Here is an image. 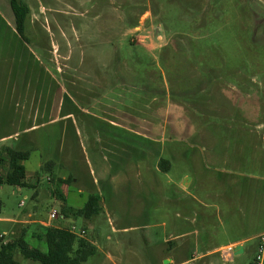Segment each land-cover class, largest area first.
I'll return each mask as SVG.
<instances>
[{"label":"rangeland","instance_id":"1","mask_svg":"<svg viewBox=\"0 0 264 264\" xmlns=\"http://www.w3.org/2000/svg\"><path fill=\"white\" fill-rule=\"evenodd\" d=\"M9 1L0 148L29 151V186L0 184L3 242L24 232L45 251L40 228L16 221L60 212L51 161L74 180L73 206L100 196L98 215L66 221L110 244L115 264H158L172 243L190 264H252L264 233V0H23V36ZM235 242L242 253L225 261L217 250Z\"/></svg>","mask_w":264,"mask_h":264},{"label":"trees","instance_id":"2","mask_svg":"<svg viewBox=\"0 0 264 264\" xmlns=\"http://www.w3.org/2000/svg\"><path fill=\"white\" fill-rule=\"evenodd\" d=\"M9 4L14 16L15 30L20 36H23L26 30L29 7L23 0H10ZM28 158V150H19L13 146L0 148V165L7 164L5 172L0 173V184L15 187L29 186L24 165ZM165 163H167L165 160H160L158 165L163 170H167L168 166L164 167ZM51 166H53V162H46L42 170H47L50 173ZM52 179L50 176L49 182H53L54 179ZM71 182V177L56 180L57 186L52 193L62 202L60 212L66 217L79 216L85 219H91L98 215L102 210L101 199L95 193L87 196L81 208H73L67 205V199L60 191V185L66 184V189H69ZM24 236V232H21L6 242H3L0 237V264H18L14 257L17 252L23 259L31 260L34 264H82L96 252V248L90 242L71 233L69 228L65 226L43 228L40 237L46 244L45 251L30 246L25 241Z\"/></svg>","mask_w":264,"mask_h":264},{"label":"crops","instance_id":"3","mask_svg":"<svg viewBox=\"0 0 264 264\" xmlns=\"http://www.w3.org/2000/svg\"><path fill=\"white\" fill-rule=\"evenodd\" d=\"M41 167H42V164H39L38 165V168L39 169H41ZM62 167V165H55L52 169H51V172H50V174H51V176H52V178H54V181L52 182V183H50V187H49V189H48V191L46 192L47 193V196H49V197H51V198H53L54 200H58L55 196H54V194L52 193L53 192V190L56 188V186H57V184H56V180L58 179V178H60V179H66L67 177H70L71 175H68V176H65V175H60L59 173L58 174H56L54 171L56 170V168H61ZM102 172H104L103 170H102ZM32 174V173H31ZM100 175H102V174H100ZM28 176H29V174L27 173V171H26V180H27V182H29L28 181ZM34 176H36L37 177V174H34ZM46 180L49 182V177H48V175L46 176ZM74 183V180H73V178H72V182H71V184H70V186L72 185ZM93 184H98V180H97V182H96V179L95 180H93ZM31 187V186H30ZM60 191H61V193L65 196V198L67 199V205L68 206H70V207H73V208H81V207H75V206H73L70 202H69V200H68V192H69V189H66V184H61L60 185ZM78 192L81 194L82 193V190H78ZM89 194H93V192L92 193H89ZM88 194V195H89ZM36 195H38V194H36V189H35V191H34V194H33V196H32V198L35 200L36 199ZM87 195V196H88ZM87 196H86V199H87ZM59 205H60V209H61V207H62V202L60 201L59 202ZM84 205V204H83ZM32 209H34V207H32ZM52 211H55V209H52L49 213H51ZM59 214H60V218H57V219H54V220H49V215H48V217L47 218H43V217H40V218H38V219H33V217L35 216L34 215V213L32 212V211H24V214H23V218H28L29 220L27 221L26 219L25 220H18V221H16V224H21V223H25V224H32V225H35V227H39L40 228V231H39V234H38V236H37V238L40 240V241H42L43 243H44V245H45V250H46V244H45V242H44V240L40 237L41 236V232H42V230H43V228H46V227H60V226H65V227H69L70 226V224L66 221V215H63L61 212H59ZM68 216V215H67ZM15 222V221H14ZM125 230V229H124ZM16 234V232H15V229L12 231V235H15ZM183 235V234H182ZM82 238H84V239H86L88 242H90L95 248H96V252H95V254L94 255H92V256H90L89 258H91V257H97L98 256V258H99V260L98 261H100L99 263H96V264H108V263H112V264H115L114 262H113V259H114V257L113 256H111V254H108L109 252H108V248L111 246L110 244H106V245H98L97 243H96V241L94 240V239H90V238H88V237H82ZM2 239H3V237H2ZM107 239L108 240H111V238H110V236H108L107 237ZM116 242H115V245H117L118 247H116L117 249H119V246L120 245H122L123 243H127V242H129L130 240L129 239H117V240H115ZM4 242H5V240H4ZM236 244H241L240 242H235ZM30 245V244H29ZM31 246V245H30ZM33 247V246H32ZM34 248H36V247H34ZM170 248H172V253L171 254H167L166 256H162L161 258H160V260H159V263L158 264H165V263H163V260L164 259H167L166 260V264H190L191 262H193L196 258L195 257H193V258H190V259H184V261H181V260H179V258H178V254H177V250H178V245H175L174 243H172L171 244V247ZM38 249V248H37ZM210 251V249H206L205 250V252H209ZM105 254V255H104ZM103 257V258H102ZM124 256L122 255V254H120L119 255V258H123ZM203 257H205L204 256V254L203 255H200L199 256V258H203ZM88 258V259H89ZM105 258V259H104ZM88 259L85 261V262H87L88 261ZM132 258L131 257H127V261H129V260H131ZM27 261V264H34V262L33 261H31V260H26ZM165 261V260H164ZM84 262V263H85ZM84 263H82V264H84ZM19 264V263H18ZM127 264H131V263H129V262H127Z\"/></svg>","mask_w":264,"mask_h":264},{"label":"built area","instance_id":"4","mask_svg":"<svg viewBox=\"0 0 264 264\" xmlns=\"http://www.w3.org/2000/svg\"><path fill=\"white\" fill-rule=\"evenodd\" d=\"M23 202L20 203V205H22ZM60 214L57 211H52L51 213H49V220H54L57 218H60ZM69 231L73 234H75L78 237H84L86 234V231L84 229H76L75 226L70 225L69 227ZM0 237L2 238L3 236L0 235ZM238 244L236 243H231L228 245H224L221 246L217 252L221 255V257L225 260V261H230L232 260L235 254V247ZM242 245V244H240ZM252 264H264V233L260 234L258 236V245H257V251L255 254V257L252 261Z\"/></svg>","mask_w":264,"mask_h":264},{"label":"water","instance_id":"5","mask_svg":"<svg viewBox=\"0 0 264 264\" xmlns=\"http://www.w3.org/2000/svg\"><path fill=\"white\" fill-rule=\"evenodd\" d=\"M243 249H242V245L238 244L236 247H235V254H240L242 253ZM164 263L166 264V260L164 261Z\"/></svg>","mask_w":264,"mask_h":264}]
</instances>
